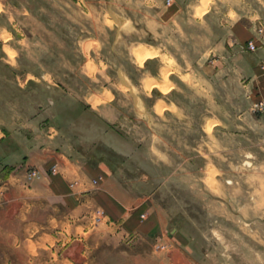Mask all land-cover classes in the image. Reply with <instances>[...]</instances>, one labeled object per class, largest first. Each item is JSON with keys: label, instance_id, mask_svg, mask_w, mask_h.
Instances as JSON below:
<instances>
[{"label": "rangeland", "instance_id": "rangeland-1", "mask_svg": "<svg viewBox=\"0 0 264 264\" xmlns=\"http://www.w3.org/2000/svg\"><path fill=\"white\" fill-rule=\"evenodd\" d=\"M116 8H102L105 23L98 8L86 14L73 0H0V124L15 138L53 126L63 148L112 168L145 203L143 218L159 209L166 234L131 232L101 208L75 207L29 166L11 179L0 174V264H264V197H256L264 195V168L245 156L250 148L259 155L262 135L237 117L248 102L221 77L195 69L211 57L201 53L208 39L193 36L196 24L143 36ZM140 50L155 51L148 65ZM161 64L160 75L150 73ZM189 65L197 74L173 88L171 78ZM151 78L158 80L149 89ZM213 112L227 133L213 134L214 120L201 132ZM202 152L217 165L207 166ZM171 231L195 241L192 258Z\"/></svg>", "mask_w": 264, "mask_h": 264}, {"label": "crops", "instance_id": "crops-1", "mask_svg": "<svg viewBox=\"0 0 264 264\" xmlns=\"http://www.w3.org/2000/svg\"><path fill=\"white\" fill-rule=\"evenodd\" d=\"M125 1L130 2L134 8L130 9L129 5L121 6L117 0H73L76 5L84 6V10H88L86 14L90 12L93 14L95 8H98L99 19L103 15L105 23L107 18L102 8L115 5L117 13H120L123 19L130 22L133 29L141 32L143 36L149 34L155 37L161 25H176L182 33H185L187 26L196 24V34L192 35L208 39L207 47L201 53L209 54L211 57H208L209 60L206 59V62L198 61L194 64L195 69L202 70L209 76L221 77L228 82L227 84H232L240 93V97L248 102L250 109L241 110L237 117L248 118L246 122L249 124V130L252 128L258 130L262 136L259 155L250 148L249 152H245V156L249 157L251 162L256 161L262 170L264 168V109H252V105L257 101L264 102V68L262 67L264 63V0H173L170 4L166 0ZM21 11L28 13L27 9ZM9 19L12 22L16 18L11 15ZM259 26L263 27L262 32L258 31ZM5 29L13 36L9 28ZM95 37L99 38L101 34L89 36V38ZM251 39L256 42L254 50L248 47ZM7 45L12 47L10 43L5 44ZM150 58L146 59L147 65L151 62ZM162 65L155 69L149 68L153 71L150 73L160 75ZM191 66H181L184 71L177 73L176 78H171L174 82L173 88H177L179 83L190 84L183 76L189 75L193 78V75L197 74V72L194 74L191 72L193 70ZM170 103L180 108L176 102ZM154 110L156 111V108ZM211 120L215 121L211 125L213 134H218L219 131L228 132L229 128L223 122V116L213 112L203 116L201 127H199L202 133L209 134L207 128ZM245 128L248 129L246 126ZM211 153L202 152V157L207 166H216L217 164L210 158ZM53 165H57V170L49 174L47 169L50 170ZM29 166L41 168L42 174L38 182L46 185L53 195L75 207L101 208L111 221L122 224L131 232L150 234L160 231L166 234L168 222L159 209H149L143 218L145 203L139 201V196L125 191L121 178L115 175L112 168L105 162L92 164L81 160L72 151L63 148L53 126L36 127L28 136L15 138L8 125L0 124V174H3L5 179H11L14 178L12 171L22 172ZM246 197L250 200L253 194L250 193ZM256 197L262 200L264 195L259 194ZM228 198L235 200L236 196L229 193ZM140 211H142L141 214ZM262 211L264 212V209ZM171 233V240L174 239L171 242L183 246L187 251V257L192 258V244L195 241L182 233L178 235L173 234V231Z\"/></svg>", "mask_w": 264, "mask_h": 264}, {"label": "built area", "instance_id": "built-area-1", "mask_svg": "<svg viewBox=\"0 0 264 264\" xmlns=\"http://www.w3.org/2000/svg\"><path fill=\"white\" fill-rule=\"evenodd\" d=\"M166 2L168 4H170V3L173 2V0H166ZM258 31L262 32L263 31V27L259 26L258 27ZM248 47L250 49H252V50L256 49V42H255L254 39L249 40ZM262 67L264 68V63L262 65ZM253 109H264V102H262V101L255 102L253 104ZM51 169H52V171H56L57 170V165H53ZM30 174H31V176H39L40 175V170L38 168H34L33 167V168L30 169ZM98 212L100 213V210Z\"/></svg>", "mask_w": 264, "mask_h": 264}, {"label": "bare ground", "instance_id": "bare-ground-1", "mask_svg": "<svg viewBox=\"0 0 264 264\" xmlns=\"http://www.w3.org/2000/svg\"><path fill=\"white\" fill-rule=\"evenodd\" d=\"M138 50V49H137ZM152 53H155V51L153 52V51H150V52H141V50H140V52H138V59H139V61L140 62H143L146 58H148V57H150V56H152ZM168 68H169V66H168ZM165 72V71H164ZM163 72V73H164ZM166 73H164V75H165ZM167 75V74H166ZM155 79H157V78H151V81H148V82H146V87H148L149 89L151 88V86H153L154 85V82H155ZM158 80V79H157ZM156 80V81H157ZM161 86H162V84H161ZM167 89V88H166ZM168 90V89H167ZM94 100H98V99H94ZM93 100V101H94ZM104 100V99H103ZM164 107H165V104L163 103V101H161L160 100V102L158 103V111H160V112H162V110L164 109Z\"/></svg>", "mask_w": 264, "mask_h": 264}]
</instances>
